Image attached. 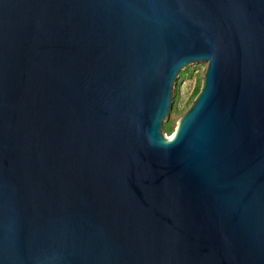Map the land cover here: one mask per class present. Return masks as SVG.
<instances>
[{
  "label": "water",
  "instance_id": "obj_1",
  "mask_svg": "<svg viewBox=\"0 0 264 264\" xmlns=\"http://www.w3.org/2000/svg\"><path fill=\"white\" fill-rule=\"evenodd\" d=\"M0 264H264V0H0Z\"/></svg>",
  "mask_w": 264,
  "mask_h": 264
},
{
  "label": "rangeland",
  "instance_id": "obj_2",
  "mask_svg": "<svg viewBox=\"0 0 264 264\" xmlns=\"http://www.w3.org/2000/svg\"><path fill=\"white\" fill-rule=\"evenodd\" d=\"M207 69L208 65L193 68L177 86L179 100L176 111L168 121L167 140H171L174 137L183 118L198 99L205 84ZM198 91H200L199 94Z\"/></svg>",
  "mask_w": 264,
  "mask_h": 264
},
{
  "label": "trees",
  "instance_id": "obj_3",
  "mask_svg": "<svg viewBox=\"0 0 264 264\" xmlns=\"http://www.w3.org/2000/svg\"><path fill=\"white\" fill-rule=\"evenodd\" d=\"M200 93V91H198V94Z\"/></svg>",
  "mask_w": 264,
  "mask_h": 264
},
{
  "label": "bare ground",
  "instance_id": "obj_4",
  "mask_svg": "<svg viewBox=\"0 0 264 264\" xmlns=\"http://www.w3.org/2000/svg\"><path fill=\"white\" fill-rule=\"evenodd\" d=\"M173 139V138H172Z\"/></svg>",
  "mask_w": 264,
  "mask_h": 264
}]
</instances>
